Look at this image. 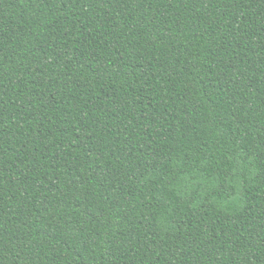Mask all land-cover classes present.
<instances>
[{
  "label": "trees",
  "instance_id": "1",
  "mask_svg": "<svg viewBox=\"0 0 264 264\" xmlns=\"http://www.w3.org/2000/svg\"><path fill=\"white\" fill-rule=\"evenodd\" d=\"M0 264H264V0H0Z\"/></svg>",
  "mask_w": 264,
  "mask_h": 264
}]
</instances>
